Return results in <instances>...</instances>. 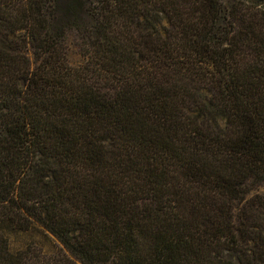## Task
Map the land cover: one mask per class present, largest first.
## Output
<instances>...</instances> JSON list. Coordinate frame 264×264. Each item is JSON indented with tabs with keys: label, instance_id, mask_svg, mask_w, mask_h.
Here are the masks:
<instances>
[{
	"label": "trees",
	"instance_id": "obj_1",
	"mask_svg": "<svg viewBox=\"0 0 264 264\" xmlns=\"http://www.w3.org/2000/svg\"><path fill=\"white\" fill-rule=\"evenodd\" d=\"M263 188L264 0H0V264H264Z\"/></svg>",
	"mask_w": 264,
	"mask_h": 264
},
{
	"label": "rangeland",
	"instance_id": "obj_2",
	"mask_svg": "<svg viewBox=\"0 0 264 264\" xmlns=\"http://www.w3.org/2000/svg\"><path fill=\"white\" fill-rule=\"evenodd\" d=\"M60 4H61L60 10L61 13H63L65 11L64 2L61 1ZM69 56H70V62L74 66L80 65L83 62V56L79 49L78 41L74 37V35H72L69 40ZM261 191L264 192V188Z\"/></svg>",
	"mask_w": 264,
	"mask_h": 264
}]
</instances>
